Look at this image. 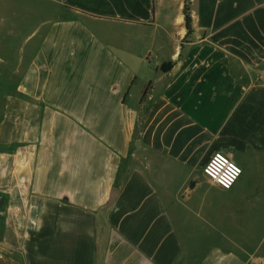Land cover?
Segmentation results:
<instances>
[{
	"label": "crops",
	"instance_id": "crops-1",
	"mask_svg": "<svg viewBox=\"0 0 264 264\" xmlns=\"http://www.w3.org/2000/svg\"><path fill=\"white\" fill-rule=\"evenodd\" d=\"M4 2L1 256L246 264L203 169L223 152L264 176V0Z\"/></svg>",
	"mask_w": 264,
	"mask_h": 264
},
{
	"label": "rangeland",
	"instance_id": "rangeland-1",
	"mask_svg": "<svg viewBox=\"0 0 264 264\" xmlns=\"http://www.w3.org/2000/svg\"><path fill=\"white\" fill-rule=\"evenodd\" d=\"M4 3V12L8 8L15 11L18 6L14 0H5ZM13 30L8 28L0 32L11 34ZM1 50L3 48L0 47V54ZM245 179L246 175H243L231 191L236 198L237 208L235 211L228 210L226 229L215 237L217 244L226 248L229 253L243 256L246 264H258L264 259V176L259 173L256 180L248 184L244 183ZM0 264L21 262L15 254H3L2 257L0 253Z\"/></svg>",
	"mask_w": 264,
	"mask_h": 264
},
{
	"label": "built area",
	"instance_id": "built-area-1",
	"mask_svg": "<svg viewBox=\"0 0 264 264\" xmlns=\"http://www.w3.org/2000/svg\"><path fill=\"white\" fill-rule=\"evenodd\" d=\"M205 177L215 186L230 191L243 175V168L234 160L231 153L217 152L203 169ZM264 264V259L257 262Z\"/></svg>",
	"mask_w": 264,
	"mask_h": 264
},
{
	"label": "water",
	"instance_id": "water-1",
	"mask_svg": "<svg viewBox=\"0 0 264 264\" xmlns=\"http://www.w3.org/2000/svg\"><path fill=\"white\" fill-rule=\"evenodd\" d=\"M119 192L117 189H114L111 193V196H110V199H109V202L107 204V207H111L114 202L116 201L117 199V196H118ZM3 204H4V199L3 198H0V207H3Z\"/></svg>",
	"mask_w": 264,
	"mask_h": 264
},
{
	"label": "trees",
	"instance_id": "trees-1",
	"mask_svg": "<svg viewBox=\"0 0 264 264\" xmlns=\"http://www.w3.org/2000/svg\"><path fill=\"white\" fill-rule=\"evenodd\" d=\"M174 63L172 62H169V63H165L163 64L161 67H160V70L163 72V73H168L172 70V68L174 67Z\"/></svg>",
	"mask_w": 264,
	"mask_h": 264
}]
</instances>
